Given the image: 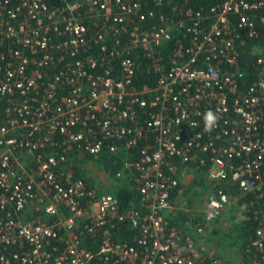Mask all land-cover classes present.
I'll use <instances>...</instances> for the list:
<instances>
[{
	"label": "built area",
	"instance_id": "obj_1",
	"mask_svg": "<svg viewBox=\"0 0 264 264\" xmlns=\"http://www.w3.org/2000/svg\"><path fill=\"white\" fill-rule=\"evenodd\" d=\"M106 152L139 207L80 174ZM233 191L242 260L208 238ZM0 264H264V0H0Z\"/></svg>",
	"mask_w": 264,
	"mask_h": 264
},
{
	"label": "rangeland",
	"instance_id": "obj_2",
	"mask_svg": "<svg viewBox=\"0 0 264 264\" xmlns=\"http://www.w3.org/2000/svg\"><path fill=\"white\" fill-rule=\"evenodd\" d=\"M80 174L83 176L90 175L92 176L97 183L103 185V189L109 190L110 192H114L116 187L113 186V182L108 179L106 176V171L98 162L94 163H82L79 165ZM203 174V173H202ZM197 174L195 179L200 181L206 191L210 189L211 183L207 177L204 175ZM195 180H193L194 183ZM209 192V190L207 191ZM232 197L234 200L233 205L230 207L228 211L224 213V215L219 219L221 220V228L215 230L211 233V238H215V242H213L214 251L220 256H223L232 260H242L241 252L244 248V240L246 234L244 233V216H243V199L239 196V194L232 193ZM218 240L216 241V239Z\"/></svg>",
	"mask_w": 264,
	"mask_h": 264
},
{
	"label": "trees",
	"instance_id": "obj_3",
	"mask_svg": "<svg viewBox=\"0 0 264 264\" xmlns=\"http://www.w3.org/2000/svg\"><path fill=\"white\" fill-rule=\"evenodd\" d=\"M167 10L169 9H166V11ZM167 12L169 13V11ZM173 43L174 42L172 41L170 46H173ZM139 75L141 77V81L145 80L144 82L152 83L155 80L154 76L147 72L140 71ZM144 82H142V84H145ZM86 159L91 160L88 156L86 157ZM93 159L96 162H101L102 165L106 167V170H108L112 175L119 171L123 166V164L121 163L122 157H119L116 154H110L109 152H106L102 156ZM198 172H205V168H197L194 173L199 174ZM114 192H116L125 208L140 206V196L136 189L134 181L131 178L125 179L120 186H117ZM232 193L238 194V192L235 191H233ZM243 230L246 235H248L251 231L247 228H244ZM116 232L120 237L125 238L126 240H131L132 229L128 224H122L119 230H116Z\"/></svg>",
	"mask_w": 264,
	"mask_h": 264
},
{
	"label": "crops",
	"instance_id": "obj_4",
	"mask_svg": "<svg viewBox=\"0 0 264 264\" xmlns=\"http://www.w3.org/2000/svg\"><path fill=\"white\" fill-rule=\"evenodd\" d=\"M98 164H100L102 168H106L105 166L102 165L101 162H98ZM188 173L189 174H187V176L184 177L182 180L181 189L179 190L177 196L179 197L180 204L183 205L181 208H184L185 206H189V207H192L193 209H197L204 205V199L206 198L208 194L207 191L209 189H207L206 191L203 187H201L202 184L199 183L200 181L195 179V176H197V174H195L194 171H188ZM198 173L199 174L203 173L202 175L207 177L204 172H198ZM193 180H195L194 183H193ZM213 226H214V231L218 230V228H221L222 227L221 220L214 221ZM246 227L247 226L245 225L243 229ZM212 231H210L208 234V238L210 240L211 251L214 250L213 242H215V240H213L215 238L213 237L211 238V233H213ZM218 238L219 237H217L216 241L218 240Z\"/></svg>",
	"mask_w": 264,
	"mask_h": 264
},
{
	"label": "clouds",
	"instance_id": "obj_5",
	"mask_svg": "<svg viewBox=\"0 0 264 264\" xmlns=\"http://www.w3.org/2000/svg\"><path fill=\"white\" fill-rule=\"evenodd\" d=\"M215 119L216 117L214 116V114L211 111H209L205 116L206 127L210 128L211 126H213Z\"/></svg>",
	"mask_w": 264,
	"mask_h": 264
}]
</instances>
